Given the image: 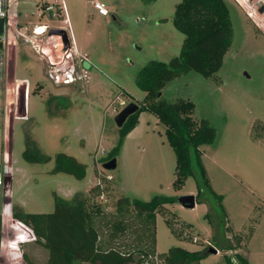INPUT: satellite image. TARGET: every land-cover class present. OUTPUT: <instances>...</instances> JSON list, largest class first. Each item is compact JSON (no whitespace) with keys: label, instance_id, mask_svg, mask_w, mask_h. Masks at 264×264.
<instances>
[{"label":"rangeland","instance_id":"obj_1","mask_svg":"<svg viewBox=\"0 0 264 264\" xmlns=\"http://www.w3.org/2000/svg\"><path fill=\"white\" fill-rule=\"evenodd\" d=\"M93 1L104 3L108 14L99 15ZM179 1L63 0L67 23L55 13L40 16L38 0H19L15 5L17 28L47 24L65 29L77 51L72 54V77L76 79L55 84L47 75L55 68L44 55L19 32L14 37V29L9 30L2 48L0 212L4 246L0 264H26L23 253L35 264H44L47 258V251L10 217L12 203L29 213L50 212L53 193L69 198L76 191L86 192L106 174L112 175L111 189L95 200L103 204L105 214H113L114 201L122 195L141 200L155 194L176 197L156 213L152 255L138 263L140 253L135 252L130 264H164L163 255L172 246L198 250L206 245L218 252L208 253L195 264H214L223 254L232 253L220 249L229 241L250 264H264V10L259 11L264 0H224L232 42L221 67L210 76L193 70L181 74L169 80L160 94L166 101H192L193 119L204 118L215 129L214 140L199 149L209 185L222 196L225 224L216 216L218 203L208 192L202 194L209 197L208 203L195 200L194 207L188 208L178 202L179 196L197 193L196 181L189 176L180 189L172 188L175 155L165 138V126L150 112L141 114L148 121L142 134L125 142L115 156L116 167H102L118 138L115 115L130 102H143L145 92L135 83L140 67L149 60L166 62L180 52L184 35L172 24ZM53 38L44 46L58 60L61 52L54 45L58 38ZM120 100L125 104L120 105ZM27 134L52 157L49 161L23 159ZM57 152L85 163L83 178L51 173ZM208 211L214 225L204 216ZM97 225L106 238L103 224ZM139 238L140 232L126 230L115 241L123 249Z\"/></svg>","mask_w":264,"mask_h":264},{"label":"trees","instance_id":"obj_2","mask_svg":"<svg viewBox=\"0 0 264 264\" xmlns=\"http://www.w3.org/2000/svg\"><path fill=\"white\" fill-rule=\"evenodd\" d=\"M4 22L5 19L0 18V34L3 32ZM172 24L184 35L179 54L166 62L149 60L140 67L135 83L145 92L143 102L117 127V141L103 160L117 156L124 137L136 125L140 112L152 113L165 126V138L175 155L172 188L180 189L187 177H194L197 187L194 195L196 202L208 203L209 197L202 196L203 192H208L210 199L218 203V213L215 214L221 216L220 223L224 225L222 196L214 193L209 185L199 149L201 145L214 140L215 129L204 118L193 119L192 101H166L160 98V94L169 80L181 74L193 70L203 76H210L221 67L223 56L232 42L228 8L224 0H180L174 7ZM22 157L28 162H47L52 158L28 134ZM85 169L86 164L73 155L57 152L53 156L50 172H66L81 179L85 175ZM110 189V180L102 177L101 181L86 192L76 191L69 198L53 193V210L50 212L29 213L20 205L12 203L10 217L29 232L34 243L47 251L44 264H130L135 258V252L140 253L136 259L140 263L152 255L155 249L156 213L165 204L174 202L176 197L155 194L149 200H141L122 195L114 201L113 214H105L103 204L95 200L101 193L106 195ZM204 216L214 225L213 215L209 211ZM99 222L106 229V238L101 236L100 226L97 225ZM166 222L174 233L169 221ZM2 228L0 212V257L4 246ZM126 230L140 232V238L139 242L129 243V246L122 249L115 239ZM18 242L20 241L17 244ZM130 246L133 248L128 249ZM220 249L232 253L223 254L222 259L214 264H250L244 255L234 251L235 247L230 241ZM207 254L208 245L198 250L172 246L164 253L162 260L164 264H195ZM23 259L26 264H35L25 253Z\"/></svg>","mask_w":264,"mask_h":264},{"label":"built area","instance_id":"obj_3","mask_svg":"<svg viewBox=\"0 0 264 264\" xmlns=\"http://www.w3.org/2000/svg\"><path fill=\"white\" fill-rule=\"evenodd\" d=\"M19 0H0V18H4V28L3 32L0 34V130H1V92H2V86H3V42L7 41L9 36V30L13 28L14 33H18L22 35L24 41H28L32 43L33 48L36 52H38L40 55H44L45 60L47 64H50L53 68L52 72H47V75L55 84H69L72 82L76 77H72L73 72L75 70L73 62V50H72V44L70 43L68 36L67 37V46H64L63 41L61 39V36L59 34H49V31L54 28H50L47 24H34L31 28L33 39L25 37L21 31L20 28H17V25L15 22V18L17 17V13L15 11V5H17ZM39 6L42 9L40 12V16L45 12L49 13V15H52L53 13L56 14V16L63 19L64 22L67 23L68 17L65 13V8L63 6V0H38ZM94 9L99 13L100 15H107L108 11L104 5V3L100 1H93L92 2ZM63 12V13H62ZM249 14L252 15L251 11H248ZM251 12V13H250ZM63 14V15H62ZM257 23V22H256ZM258 24V23H257ZM62 29L65 33V29ZM51 35H55L58 38V49L61 52L60 59L53 60L52 55L47 53L46 48L42 46L40 43L48 42ZM44 36V40H40L38 37ZM38 41H37V40ZM62 41V42H61ZM57 44V43H56ZM56 44H54L56 46ZM60 44V45H59ZM70 59L71 62L64 63ZM59 66H56V65ZM62 70V71H61ZM55 71V72H54ZM54 73V74H52ZM80 79V76L78 77ZM120 105H124V101L120 100L118 102ZM2 140L0 135V158H1V152H2ZM106 179L110 180L112 179L111 174H106L104 176ZM3 180L0 175V185L2 184ZM103 194L97 196L98 199L103 198Z\"/></svg>","mask_w":264,"mask_h":264},{"label":"water","instance_id":"obj_4","mask_svg":"<svg viewBox=\"0 0 264 264\" xmlns=\"http://www.w3.org/2000/svg\"><path fill=\"white\" fill-rule=\"evenodd\" d=\"M264 10V4L261 5V7L259 8V11H263ZM49 34H59L61 36V39L63 41L64 46H67V37H66V33L62 30V29H51L49 31ZM1 45V42H0ZM138 108V105L136 103L130 102L126 105H124V107L115 115L114 117V121L117 127H120L123 122L125 121V119L132 114L133 112H135ZM102 167L104 169L107 170H112L116 167V158L112 157L106 161H104L102 163ZM178 202L188 208H192L195 205V196L193 194H187V195H182L179 196L177 198ZM218 250L214 247H210L208 248V253H217Z\"/></svg>","mask_w":264,"mask_h":264},{"label":"crops","instance_id":"obj_5","mask_svg":"<svg viewBox=\"0 0 264 264\" xmlns=\"http://www.w3.org/2000/svg\"><path fill=\"white\" fill-rule=\"evenodd\" d=\"M99 14V13H98ZM100 15V14H99ZM103 16V15H102ZM20 25V24H19ZM33 26V25H32ZM32 26L31 27H25V26H19V28H20V30H28V33H26V32H24V31H21V33L25 36V37H28V38H31V39H33V36H32V32H31V28H32ZM13 33V35H14V37H15V35H16V33H14V32H12ZM54 36V38H57L55 35H53ZM66 36H67V34H66ZM53 38V39H54ZM37 40V39H36ZM57 40V39H56ZM38 41V40H37ZM55 41V40H54ZM56 42V41H55ZM58 42V41H57ZM56 42V43H57ZM42 46H44V44L45 43H40ZM60 45V44H59ZM47 46V45H46ZM45 47V46H44ZM56 47L58 48L59 46H58V43L56 44ZM46 48V51H47V53H49V54H52L51 52V49H50V47L48 46V48L47 47H45ZM72 50H73V52L75 53V54H77V51H76V47H75V45L74 44H72ZM70 60V59H69ZM143 112H140V114H139V116H138V121H137V123H136V125L133 127V129L131 130V131H129L127 134H126V136L124 137V140H123V143H122V146H121V149H122V147H123V145H124V143L125 142H127L128 140H135V138H137V137H139L141 134H142V132L144 131V126L146 127L147 126V124H148V121L146 120V119H143V118H141V114H142ZM142 120V121H141ZM144 122V123H143ZM145 123H146V125H145ZM144 124V125H143ZM121 149H120V151H121Z\"/></svg>","mask_w":264,"mask_h":264},{"label":"flooded vegetation","instance_id":"obj_6","mask_svg":"<svg viewBox=\"0 0 264 264\" xmlns=\"http://www.w3.org/2000/svg\"><path fill=\"white\" fill-rule=\"evenodd\" d=\"M62 42V41H61Z\"/></svg>","mask_w":264,"mask_h":264}]
</instances>
